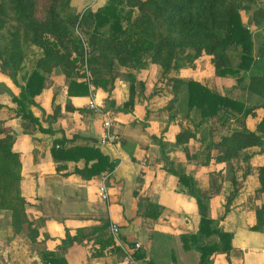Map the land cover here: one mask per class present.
<instances>
[{"label":"crops","instance_id":"0c3cea01","mask_svg":"<svg viewBox=\"0 0 264 264\" xmlns=\"http://www.w3.org/2000/svg\"><path fill=\"white\" fill-rule=\"evenodd\" d=\"M107 2L72 0V5L83 12ZM241 11L251 27L256 54L264 44V0L244 4ZM27 64L32 65L31 60ZM23 73L17 75L20 84H25ZM128 73L135 76L133 81ZM115 74L111 93L90 84L87 95H70L71 77L60 68L46 72L43 91L28 107L38 119L34 122L20 113L13 97L20 96L21 88L0 60V125L9 127L16 137L14 151L22 162L21 192L29 203L27 214L33 222L31 228L26 224L15 232L11 211L0 213V264H49V253L67 264H146L150 260L158 264H199L198 245L219 242L220 237L193 238L200 226L197 200L185 192L179 177L169 169L191 173L206 196L210 218L218 229L234 234L231 251L213 253L208 264H264V227L251 229L256 208L264 204V192L256 193L260 188L259 167L264 165V143L225 161L217 160L222 148L215 143L220 134L235 129L255 130L264 117V108L246 117L230 118L210 133L211 120L200 124L199 113L189 111L185 91L172 100L171 79H193L222 94L234 92L251 106L250 99L258 103L262 99L249 91L243 98L241 90L246 88H238L236 79L225 86L228 76H221L207 56L193 65L182 64L165 76L157 64L140 71L116 64ZM94 93L97 101L106 102L113 112L112 130L119 135L118 142L101 141L104 115L88 107ZM185 129L196 136L177 144L176 135ZM56 140H64L66 149L94 144L119 163L112 173L105 171L85 179L76 171L85 166L84 159L65 160L60 153L55 158L53 150L59 147ZM246 154L249 158L244 161ZM106 174L109 176L104 180ZM233 179L239 188L226 212ZM103 183L109 195L106 200L99 195ZM113 223L120 228L117 235L112 231ZM126 248L134 262L126 258Z\"/></svg>","mask_w":264,"mask_h":264},{"label":"trees","instance_id":"16d2710c","mask_svg":"<svg viewBox=\"0 0 264 264\" xmlns=\"http://www.w3.org/2000/svg\"><path fill=\"white\" fill-rule=\"evenodd\" d=\"M254 1L108 0L95 10L89 7L79 12L72 0H0V60L21 88L20 96L13 97L20 113L37 122L28 107L35 104L34 98L43 91L46 72L60 68L71 77L70 95H87L90 84L111 93L117 77L116 64L139 71L157 64L165 76L182 64H191L207 56L221 76L236 77L238 88L246 81L242 88L262 99L251 106L232 93L222 94L200 81L172 78V100L178 99L185 91L189 111L199 113L200 124L211 120L209 132L212 133L230 118L246 117L254 114L257 108H264V44L255 54L253 33L241 11L244 4ZM76 28L87 36L86 42L75 33ZM30 60L32 65L28 66ZM23 71L25 84H20L17 75ZM127 77L131 81L135 78L131 73ZM79 78L85 80L78 81ZM75 88L78 91H74ZM131 91H134L133 83ZM129 102H132V93ZM195 136V132L185 129L176 135L175 141L184 144ZM15 141L12 130L1 124L0 213L10 210L14 230L20 232L26 224L31 228L33 222L27 214L29 203L21 192L22 162L20 154L14 151ZM55 143H59V147L53 150L55 158L60 153L65 160L84 159L85 166L76 171L85 179H93L105 171L112 173L119 163L118 159L112 161L94 144L66 149L64 140ZM215 143L222 148L217 160L239 158L243 150L264 143V117L255 130L235 129L220 134ZM247 158L248 154L243 160ZM166 161L171 163L169 158ZM169 171L179 177L185 192L197 200L200 226L198 235L193 238L213 234L220 237L219 242L198 245L199 264H208L215 252L229 253L233 248L234 234L218 229L210 218L206 196L201 193L194 176L182 170ZM258 178L260 188L256 190L257 194L264 192V165L259 167ZM233 184L226 212L239 188L236 179ZM263 227L264 204L256 208V222L251 229L257 231ZM48 255L49 264H67L53 253ZM146 264L158 263L150 260Z\"/></svg>","mask_w":264,"mask_h":264},{"label":"built area","instance_id":"2783aa9c","mask_svg":"<svg viewBox=\"0 0 264 264\" xmlns=\"http://www.w3.org/2000/svg\"><path fill=\"white\" fill-rule=\"evenodd\" d=\"M88 107L89 109L95 111V112H100L104 115V120H103V126L105 128L104 134L101 137V141L102 143L105 144H112L115 142H118L120 137L119 135L114 132L112 130L113 127V112L112 110L107 108V104L106 102H98L97 101V95L94 93L91 96V99L88 102ZM108 174L104 175V180H106L108 178ZM99 195L102 199L106 200L108 198V193H107V188L106 185L103 183L100 187H99ZM120 228L116 223L112 224V231L114 233V235H117L119 232ZM125 254H126V258L130 261V262H134L133 260V254L131 253V251L126 248L125 249Z\"/></svg>","mask_w":264,"mask_h":264},{"label":"rangeland","instance_id":"374dc122","mask_svg":"<svg viewBox=\"0 0 264 264\" xmlns=\"http://www.w3.org/2000/svg\"><path fill=\"white\" fill-rule=\"evenodd\" d=\"M135 14H136V13H135ZM75 33H76L79 37H81L85 42L87 41V36H86L84 33H82L78 28L75 29ZM202 58H203V57H202ZM202 58H200V59H202ZM194 63H195V62H194ZM194 63H191L190 65H193ZM227 78H228V80H226V84H225V86L228 87L229 85L232 84V81H234V79H236V77H234V76H228ZM230 79H232V81H230ZM235 85H236V84H235ZM243 85H244V87H245V85H246V81L243 82L242 87H243ZM225 86H224V89H223L224 91H225V88H226ZM235 90H237V88H236ZM246 91H247V89H246V90H245V89H244V90H241V92H242V95H241V96H242L243 98H245V96H246ZM236 92L239 93L240 90H237ZM247 93H248V91H247ZM234 94H235V93L233 92L232 95H234ZM257 103H258V102H257L255 99H250V104H252V105L254 104V105H255V104H257Z\"/></svg>","mask_w":264,"mask_h":264}]
</instances>
